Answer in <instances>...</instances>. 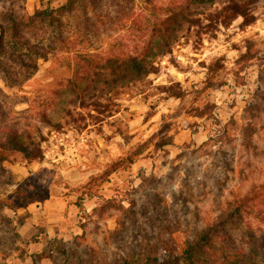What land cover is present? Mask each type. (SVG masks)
<instances>
[{"label":"rangeland","instance_id":"1","mask_svg":"<svg viewBox=\"0 0 264 264\" xmlns=\"http://www.w3.org/2000/svg\"><path fill=\"white\" fill-rule=\"evenodd\" d=\"M77 1L0 0V141L43 137L41 160L5 165L0 264H62L45 258L59 244L64 264L164 262L206 223L224 222L227 206L262 195L264 7L248 27L238 18L207 34L184 29L171 54L155 56L154 74L95 110L60 96L79 75L75 61L135 57L185 0H92L85 12ZM175 83L180 97L169 96ZM258 217L247 207L239 224L264 238Z\"/></svg>","mask_w":264,"mask_h":264},{"label":"trees","instance_id":"2","mask_svg":"<svg viewBox=\"0 0 264 264\" xmlns=\"http://www.w3.org/2000/svg\"><path fill=\"white\" fill-rule=\"evenodd\" d=\"M87 1L93 3L92 0L77 1L81 12L86 11ZM75 2L76 0H68L67 8L74 10ZM262 7L264 0H185L169 9L166 19L160 25L153 26L151 41L135 57L109 58L96 67H93L85 57L79 59L80 63L75 61L73 69L79 75L74 80L68 79L60 96L69 95L72 97L70 103L81 109L102 108V101L117 100L122 95L130 94L133 88L136 89L138 84H142L149 75L154 74L157 69L155 56L164 57L171 54L172 43L184 29L190 31L197 27L199 33L204 30L205 32L201 34H207L212 30H219L220 27H230L238 18L242 20V27H248L256 21L255 11ZM46 16L50 17L49 14ZM201 17L207 22L205 27L201 25ZM19 31L17 26H12L11 32L14 36H18ZM3 38L4 32L0 28V41ZM208 38L215 39V35H209ZM81 61H85V67H82ZM86 64L89 67H86ZM168 89L170 97L182 95L178 83ZM67 115L70 116L71 113L68 111ZM43 120L51 123L44 115ZM42 142V136L40 140L33 141L29 136L26 139L21 138L16 132L9 135L7 140L0 141V180L5 175L6 164L41 160ZM33 184H36L35 181ZM27 194L28 191L23 184L15 190V196L20 204L28 202ZM261 194L256 198V201H259L256 205H251L246 200L235 203V206H227L228 212L224 222L206 223L196 231L193 239L186 240L178 250L164 254V262L155 257L148 259V264H264V238L251 232L250 224L242 227L243 229L239 224L244 220L247 207L255 211L259 217L264 214V209L260 208L264 205V188ZM77 206L80 212L84 211L82 203ZM1 207L14 210L6 202H2ZM119 224L122 222L119 221ZM69 252L59 244L55 250L50 249L45 258L52 260L56 253L61 255L64 264L67 262ZM72 252L71 254H76ZM121 264L129 263L124 260Z\"/></svg>","mask_w":264,"mask_h":264}]
</instances>
